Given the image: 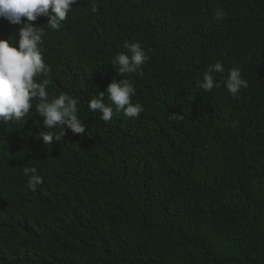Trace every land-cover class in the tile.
Returning a JSON list of instances; mask_svg holds the SVG:
<instances>
[{"label": "trees", "instance_id": "1", "mask_svg": "<svg viewBox=\"0 0 264 264\" xmlns=\"http://www.w3.org/2000/svg\"><path fill=\"white\" fill-rule=\"evenodd\" d=\"M33 23L50 97L77 99L88 129L45 145L35 108L0 126V264H264V0H78L59 30ZM20 27L0 18V39ZM134 41L151 57L125 76L144 111L105 122L89 100L110 103ZM216 62L249 87L204 92Z\"/></svg>", "mask_w": 264, "mask_h": 264}, {"label": "clouds", "instance_id": "2", "mask_svg": "<svg viewBox=\"0 0 264 264\" xmlns=\"http://www.w3.org/2000/svg\"><path fill=\"white\" fill-rule=\"evenodd\" d=\"M77 2L78 0H0V18L13 25H21L19 40L15 45L9 39H0V126L9 122H21L35 108L48 129L39 134L45 145H51L54 138L61 139V135H56L50 129H61L64 137V126L74 134H84L88 126L79 116L77 99L65 93L50 97L46 79L50 68L43 53L46 31L44 26L37 27L33 22L45 16L48 17L47 27L59 30L72 11V5ZM91 11H98L96 3L91 5ZM225 16L223 8L214 12L217 20H222ZM124 46L127 52L117 54L111 62L124 78L113 80L108 85L106 91L110 103L105 102L104 92L93 95L88 103L89 110L99 112L105 122L119 116L121 112L124 117L135 119L144 111L141 103L133 102L137 89L125 76L142 72L143 66L151 57L140 42H125ZM224 72L222 62L209 65L198 81V87L207 93L225 87L233 96L249 87L248 80L243 78L238 68H232L224 79L218 81L214 74ZM23 174L28 177V188L33 192L44 183L34 166L24 167Z\"/></svg>", "mask_w": 264, "mask_h": 264}]
</instances>
